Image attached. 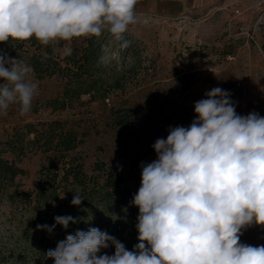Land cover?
Returning <instances> with one entry per match:
<instances>
[{
  "label": "clouds",
  "instance_id": "clouds-1",
  "mask_svg": "<svg viewBox=\"0 0 264 264\" xmlns=\"http://www.w3.org/2000/svg\"><path fill=\"white\" fill-rule=\"evenodd\" d=\"M137 3L0 0V43L35 38L55 52L64 41L67 57L73 39L107 33L97 63L119 70L132 63L123 54L132 43L129 26L138 23ZM32 71L25 60L0 51V116L13 105L21 116L31 111L39 94ZM205 97L195 102L192 123L170 127L167 138L152 145L157 158L141 164V186L131 201L139 209L135 250L90 227L67 235L46 258L54 264H264V245L240 242L247 228H264V116L237 114L231 93L220 87ZM74 193L71 204L79 206L84 197ZM54 219L37 230L77 223L70 215ZM110 245L113 255H98Z\"/></svg>",
  "mask_w": 264,
  "mask_h": 264
},
{
  "label": "rangeland",
  "instance_id": "rangeland-1",
  "mask_svg": "<svg viewBox=\"0 0 264 264\" xmlns=\"http://www.w3.org/2000/svg\"><path fill=\"white\" fill-rule=\"evenodd\" d=\"M136 11L138 23L130 25L126 34L132 43L123 54L131 57V66L125 62L118 70L115 63L107 68L97 63L94 77L99 85L90 97L80 98L64 95L67 78L61 73L38 78L32 71L39 94L28 114L21 116L13 105L7 115L0 116V141L26 124L40 130L42 124L58 121L80 139L69 156L80 158L87 174H94L95 163L103 162L131 177L127 186L139 188L141 164L157 158L155 141L166 139L170 127L190 125L194 112L184 96L192 86L218 84L264 94V0H138ZM90 39L102 45L108 36L75 38L69 46L81 49ZM26 41L15 53L28 64L31 54L49 59L50 51L62 67L71 62L61 54L68 42L61 41L54 52L52 45L36 40L30 46ZM54 99L64 100L67 108H50L48 101ZM5 157L25 171L17 181L31 195L36 192L41 166L51 162L62 167L60 154L53 151ZM3 209L0 234L6 236L15 228L7 218L10 208ZM240 242L264 245V228H247ZM14 251L8 264H54L29 243L20 242Z\"/></svg>",
  "mask_w": 264,
  "mask_h": 264
},
{
  "label": "trees",
  "instance_id": "trees-1",
  "mask_svg": "<svg viewBox=\"0 0 264 264\" xmlns=\"http://www.w3.org/2000/svg\"><path fill=\"white\" fill-rule=\"evenodd\" d=\"M26 42L33 46L36 39L30 38ZM24 44L25 41L10 39L7 43H0V51L9 57H16V50H21ZM100 51L101 45L90 39L83 48L72 50V54L67 56L71 62L68 61L66 67L60 65L51 51L49 59L41 54H31L29 65L38 78L59 73L67 78L64 89L66 97L80 98L87 94L90 97L99 85L94 75ZM48 104L53 110L67 108L64 100L54 99L48 101ZM122 122L119 121L120 124ZM41 126L39 130L32 124H26L14 129L5 141H0V213H5L3 208L8 206L10 211L7 218L15 228L14 232L6 236L0 234V264H8L20 242L32 244L46 260L50 259L46 258V253L55 250L59 241L69 234H75L77 230L87 231L90 227L106 231L127 250L134 251V246L139 242L136 229L139 209L131 201L139 188L126 185L131 177L122 176L103 162H96L94 174H87L81 159L69 156L80 145L78 136L71 130H65L58 121ZM138 134L139 131L136 136ZM52 151L60 154L62 167L58 169L51 162L49 166H41L36 192L31 195L17 181L25 171L14 160L5 157V154L20 158ZM138 180L141 184V177ZM78 189L84 199L79 206H74L71 200ZM68 215L75 218L77 223H70L67 229L56 224L51 233L37 230V225L51 227L55 224V217ZM114 252L115 247L110 245L98 255L111 256Z\"/></svg>",
  "mask_w": 264,
  "mask_h": 264
},
{
  "label": "crops",
  "instance_id": "crops-1",
  "mask_svg": "<svg viewBox=\"0 0 264 264\" xmlns=\"http://www.w3.org/2000/svg\"><path fill=\"white\" fill-rule=\"evenodd\" d=\"M175 2V1H174ZM214 87H220L231 93V99L236 106V112L239 115H248L250 112H257L260 116H264V94L260 92H249L246 89L238 90L227 85L218 84H202L194 85L186 91L184 101L192 106L194 112V104L198 100L204 99L205 93L213 89ZM196 118V114L191 115L189 123Z\"/></svg>",
  "mask_w": 264,
  "mask_h": 264
}]
</instances>
